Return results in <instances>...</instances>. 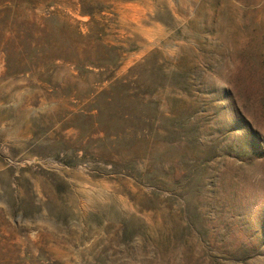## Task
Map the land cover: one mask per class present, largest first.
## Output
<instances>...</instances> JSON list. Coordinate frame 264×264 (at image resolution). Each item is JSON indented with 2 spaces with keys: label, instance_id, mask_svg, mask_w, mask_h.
Listing matches in <instances>:
<instances>
[{
  "label": "rangeland",
  "instance_id": "1",
  "mask_svg": "<svg viewBox=\"0 0 264 264\" xmlns=\"http://www.w3.org/2000/svg\"><path fill=\"white\" fill-rule=\"evenodd\" d=\"M0 264H264V0H0Z\"/></svg>",
  "mask_w": 264,
  "mask_h": 264
}]
</instances>
